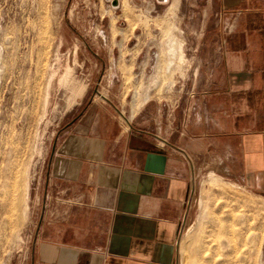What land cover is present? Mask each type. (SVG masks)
<instances>
[{"label":"crops","instance_id":"0c3cea01","mask_svg":"<svg viewBox=\"0 0 264 264\" xmlns=\"http://www.w3.org/2000/svg\"><path fill=\"white\" fill-rule=\"evenodd\" d=\"M203 4L216 29L198 91L131 106L99 92L67 112L28 264H179L196 164L264 193V0Z\"/></svg>","mask_w":264,"mask_h":264},{"label":"rangeland","instance_id":"374dc122","mask_svg":"<svg viewBox=\"0 0 264 264\" xmlns=\"http://www.w3.org/2000/svg\"><path fill=\"white\" fill-rule=\"evenodd\" d=\"M203 7V0H0V264H28L50 144L81 96L171 105L198 91L205 46L214 41L201 34L216 29L203 21ZM171 38L182 41L187 61L172 58L169 67ZM192 172L179 264H264V193L217 164Z\"/></svg>","mask_w":264,"mask_h":264},{"label":"bare ground","instance_id":"6f19581e","mask_svg":"<svg viewBox=\"0 0 264 264\" xmlns=\"http://www.w3.org/2000/svg\"><path fill=\"white\" fill-rule=\"evenodd\" d=\"M178 0H175V3L177 2ZM175 5H177V4H175ZM169 40V39H168ZM183 43H182V41L181 40H179V39H176V38H171L170 39V45H169V52L168 53H170V55H171V60H170V63H169V67L170 66H172L173 64H174V60L173 59H177L178 60V62H181V63H184L185 61H187V59H186V57H185V55H184V49H183ZM173 58V59H172ZM68 70V69H67ZM67 70H65V71H67ZM64 73H66V72H64ZM70 74V73H69ZM69 74H67V75H69ZM64 78V77H63ZM84 89V88H83ZM81 91V90H80ZM84 92V90H82V92L81 93H83ZM138 103V102H137ZM212 175H214V174H212ZM216 175V174H215ZM209 176V175H208ZM211 177V176H210ZM217 178V177H216ZM29 194H28V186H27V190H26V200H28V196ZM25 209H27V206L25 207ZM231 231H232V229H231ZM233 232V231H232ZM232 239H233V236H232ZM226 240V239H225ZM231 240V239H230ZM230 240H228L227 239V241L229 242ZM232 242L233 243H235L236 241L234 240H232ZM221 244L223 245V246H226V245H228L229 243H227V242H225V241H222L221 242ZM236 244V243H235ZM221 247V246H220ZM235 247V246H234ZM237 247H235V249H236ZM211 249V248H210ZM236 251H237V249H236ZM235 254H237L235 251H233ZM231 254V253H230ZM228 256V255H227ZM233 257V256H232ZM235 257H236V255H235ZM236 259V258H235ZM233 260H234V257H233ZM232 260V262H235V261H233Z\"/></svg>","mask_w":264,"mask_h":264},{"label":"built area","instance_id":"2783aa9c","mask_svg":"<svg viewBox=\"0 0 264 264\" xmlns=\"http://www.w3.org/2000/svg\"><path fill=\"white\" fill-rule=\"evenodd\" d=\"M72 202H75V201L72 200Z\"/></svg>","mask_w":264,"mask_h":264}]
</instances>
